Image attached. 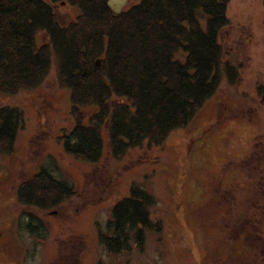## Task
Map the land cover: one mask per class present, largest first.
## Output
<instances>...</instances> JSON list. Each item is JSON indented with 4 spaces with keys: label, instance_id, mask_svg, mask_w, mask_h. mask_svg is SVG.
<instances>
[{
    "label": "rangeland",
    "instance_id": "rangeland-1",
    "mask_svg": "<svg viewBox=\"0 0 264 264\" xmlns=\"http://www.w3.org/2000/svg\"><path fill=\"white\" fill-rule=\"evenodd\" d=\"M139 1L129 0L124 9ZM52 5L62 26L81 13L64 2ZM227 14L230 22L219 41L224 61L239 66L238 83L224 79L190 123L160 145L145 143L117 158L103 131L105 149L97 164L66 153L60 137L75 122L71 91L61 85L56 58L39 87L0 93V106L19 108L25 119L14 152L0 151V264H264L237 256L243 252L240 242L230 249L233 239L222 232L223 214L215 217L212 206L218 182L244 198L246 182L235 186L233 177L237 170H250L252 162L241 164L239 158L255 142L264 148V0H230ZM45 42L38 33L37 47ZM175 58L185 61L186 53ZM246 108L251 110L244 114ZM84 110L88 117L96 112ZM43 168L68 181L77 195L54 210L19 203L20 184ZM133 184L155 196L151 217L162 230L147 231L143 248L114 254L100 242L97 224L106 226L113 206L130 195ZM32 220L38 235L30 230Z\"/></svg>",
    "mask_w": 264,
    "mask_h": 264
},
{
    "label": "trees",
    "instance_id": "trees-1",
    "mask_svg": "<svg viewBox=\"0 0 264 264\" xmlns=\"http://www.w3.org/2000/svg\"><path fill=\"white\" fill-rule=\"evenodd\" d=\"M50 2L0 0V93L39 87L56 58L61 85L71 91L75 122L60 140L76 159L100 162L103 131L117 158L145 143L160 145L190 123L224 79L238 83L239 66L224 61L219 41L230 22V0H140L119 14L109 0ZM62 2L81 11L68 26L60 24L52 5ZM40 32L46 42L37 47ZM181 51L185 61L175 58ZM89 107L96 112L88 117L84 109ZM24 127L19 108L0 106L2 153L14 152ZM76 195L48 168L16 191L19 203L42 210L57 209ZM156 204L151 192L133 184L130 195L113 206L106 226L97 224L100 242L114 254L143 248L147 231L162 230L151 217ZM32 222L30 230L38 235Z\"/></svg>",
    "mask_w": 264,
    "mask_h": 264
},
{
    "label": "flooded vegetation",
    "instance_id": "flooded-vegetation-1",
    "mask_svg": "<svg viewBox=\"0 0 264 264\" xmlns=\"http://www.w3.org/2000/svg\"><path fill=\"white\" fill-rule=\"evenodd\" d=\"M262 100L264 101V94H262ZM250 110V108L242 109L244 114ZM261 146V142H255L249 149L248 155L245 154L239 158L241 164L246 162L249 165L252 162L250 170H237L236 176L233 177L236 182L235 186H238L239 181L244 180L246 182L245 186H241L243 191L245 189L244 198L239 199L221 182L215 184L217 188H215V199L212 205L214 208L216 207L214 209L215 217L218 216L219 218L220 213L223 214L220 222L222 232L225 237H228L227 235L232 237L231 250L237 242L242 244L243 252L237 256L242 257L243 260L252 257L254 261H264V236L262 234L264 222V148ZM242 168L244 167L242 166ZM214 203L217 204L214 205ZM225 237H223V241L228 245V239Z\"/></svg>",
    "mask_w": 264,
    "mask_h": 264
},
{
    "label": "water",
    "instance_id": "water-1",
    "mask_svg": "<svg viewBox=\"0 0 264 264\" xmlns=\"http://www.w3.org/2000/svg\"><path fill=\"white\" fill-rule=\"evenodd\" d=\"M129 3V0H109L108 5L116 14L121 13ZM100 64V62H98Z\"/></svg>",
    "mask_w": 264,
    "mask_h": 264
}]
</instances>
